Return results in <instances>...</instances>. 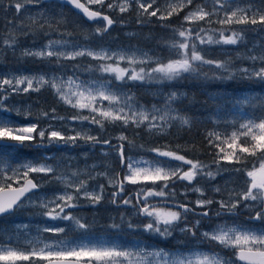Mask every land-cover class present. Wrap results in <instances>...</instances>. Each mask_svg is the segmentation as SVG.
<instances>
[{
	"label": "snow or ice",
	"instance_id": "1",
	"mask_svg": "<svg viewBox=\"0 0 264 264\" xmlns=\"http://www.w3.org/2000/svg\"><path fill=\"white\" fill-rule=\"evenodd\" d=\"M157 3L64 0L87 21L102 20V26L81 32L83 42L48 39L40 47H24L18 60L56 65L58 70L71 66L73 75L0 73V217L32 208L38 209L33 215L45 221L65 222L34 227L16 223L11 229H0V264H264V0H164L163 9ZM92 5L101 10H92ZM105 5L118 16L104 14ZM29 6L45 8L42 0H9L0 9L5 16L9 11L15 14L6 21L12 27L0 33V50L15 54L18 37L34 34L32 25L38 31L47 29V36L69 23L63 12L59 18L43 10L33 16ZM133 11L137 25L155 20L170 33L158 42L161 52L134 45L115 50L93 46L116 24L126 25L122 17ZM181 13H185L181 23L173 26L171 18ZM21 14H27L28 25L14 23ZM249 33L257 38L248 41ZM127 36L135 38L136 33ZM240 46L243 52L233 51ZM214 48L219 50L217 58L211 57ZM85 58L89 63L82 67L77 62ZM77 70L88 72L90 78L81 79ZM189 80L225 92L206 96L205 104L212 111L202 122H210L212 128L203 136L213 157L207 163L181 154L179 145L173 150L168 145L146 148L136 143L144 136L169 137L173 129L191 131L197 121L179 107L187 93L172 87ZM144 85L162 86L151 93L156 102L141 103L132 91ZM44 89L73 114L59 115L56 107L34 114L33 105L39 100L26 107L23 101L19 107L8 103L14 96L30 99ZM13 116L34 122L20 125ZM109 127L119 132L105 138ZM83 147L88 148L80 153L85 167L75 170H69L70 165L61 169L54 155L39 162L13 155L26 148L50 152ZM96 148L104 159L88 165ZM194 148L193 143L183 150ZM133 150L153 155L127 154ZM249 160L250 169L245 166ZM117 162L120 171L114 170ZM222 176L227 179L217 184ZM177 184L183 185L182 191L176 190ZM129 185L136 190L125 195ZM48 186L51 195L42 191ZM189 194L196 199L189 200ZM85 205L96 210L124 207L125 212L118 218L108 216L102 233L96 234V217L90 222L77 211ZM214 219L220 222L213 224ZM170 241H175L171 249L158 246ZM225 251L227 255L222 254Z\"/></svg>",
	"mask_w": 264,
	"mask_h": 264
},
{
	"label": "rangeland",
	"instance_id": "2",
	"mask_svg": "<svg viewBox=\"0 0 264 264\" xmlns=\"http://www.w3.org/2000/svg\"><path fill=\"white\" fill-rule=\"evenodd\" d=\"M85 1V0H84ZM9 0H0V9H2L3 7H5L8 4ZM43 2V1H42ZM200 0L197 1V3H199ZM235 3H244L246 2V0H237L234 1ZM45 4V8L41 9L38 6H29L30 8V14H32L33 16H36L40 11H47L48 15L50 17H55V18H59L58 13L63 12L64 13V17L69 21V23L66 26H62L60 27L56 32H48V35L45 36V34H43V32H40L39 38H40V42L38 44L35 45V47H40L42 46L44 43L47 42L48 39H63V38H67V39H72V40H80L82 41V37H81V32L87 30V31H92L97 27L102 26L103 21L100 20L98 22H88L86 21L83 17H81L80 15H78L77 13H75L71 8L62 5L56 1H49V2H43ZM55 6V7H52ZM93 8L95 7L97 10H101V7L99 5H92ZM156 7H159L161 9H163L164 7V0H158V3L156 5ZM103 12L107 13L108 15L112 16V17H117L118 13L117 12H109L106 5L104 6V8L102 9ZM185 13L182 14V16L180 17L181 21L183 19V15ZM14 12L9 11L7 16L4 15V12L2 10H0V32L6 34L8 29L12 27V25H8L6 24L7 20H12L13 16H14ZM135 12H129L127 13V15L125 16L126 19L125 20L127 23L126 25L122 26L119 25L117 27L116 30V34H118L117 39H109L108 41L104 42L101 41L100 39H97L93 42V46H103V47H110L113 50L117 49L120 46H127V45H134L140 48H143L145 50L148 49H153L156 52H161V47L158 46V42L164 39H168L170 36V33L163 30L160 27H154V25H157V23L155 22V20L153 21L152 24L146 25L144 27H141L139 25L136 24L135 22ZM27 14H21L19 15V18L16 19L14 21V23L16 25H28L29 21L27 20ZM37 18L39 19V17L37 16ZM42 22V20H41ZM33 26H37V25H32ZM38 27V26H37ZM4 28H6V33L3 32ZM27 28V27H26ZM3 30V31H2ZM65 31H69L73 33L72 37H64L61 35V33L65 32ZM132 32V33H136L135 38H129L127 36V33ZM115 34V35H116ZM154 34V35H153ZM120 35H123L124 38H121ZM257 37L254 33H249L247 40L248 41H253L255 40ZM248 47H251V43L248 44ZM214 52H218L219 50L214 48L213 49ZM244 46H240L238 48L233 49L234 52L239 51V52H243ZM6 51H0V73H25V74H31V73H38V72H43V71H49V73L51 74V72H55L56 75H60L63 76L64 78H66L67 76L73 75V69L71 70H58V68L54 69V68H50L48 65L43 66L42 68H37V65H39V62H33L31 60L28 61H24L21 60L22 63L24 62H28L26 63V66L23 67L21 66V62H18V59L15 57V54H13V51L11 50L10 53H8L9 56H5L6 55ZM16 53V51H15ZM10 59H9V58ZM86 59V58H85ZM88 60V59H87ZM33 62V63H32ZM76 75L80 76L81 79H88L89 77H86L84 75H82L81 73H78L76 71L75 73ZM107 78V77H106ZM162 86L159 85H153V86H149V85H144L142 87H135L132 88V91L136 92L138 94V96H140L141 98V103H154L156 102V98L153 97L151 95L152 92L156 91L158 88H160ZM176 89H179L180 91L185 92L183 89H180L179 87H174ZM165 91H167L168 89L165 88ZM14 99V100H12ZM39 100V103L34 104L33 105V113L35 114V112L39 109H44V110H49L52 107H56L57 112L59 115H72L73 111L70 110L71 112H68L66 109H68L66 106H61L56 104L54 96L52 94V92L48 89H44L42 90L39 94L36 93H32L30 99L28 97H22V96H14L10 99L11 104H16L18 107L21 106L20 105V101H23V105L26 107L30 104H32L33 101H37ZM40 104H43V108L40 106ZM87 114V113H85ZM206 118V116L204 117H198L196 119L197 122L202 123V121H204ZM13 119L18 121V123L20 125H24L27 124L29 122H34V121H29V120H25L22 117H17V116H13ZM196 126V124H195ZM194 126V127H195ZM84 127H88L87 124L84 125ZM95 127V126H92ZM175 130V129H173ZM119 132L118 128H113V127H109L107 129V135L110 134L113 137L116 136ZM92 134H96L93 133ZM35 149V148H34ZM37 150V149H36ZM52 150H54V153H49V154H45L43 153L42 158L44 156H48V155H54L57 158V161H60V167L63 166L62 164V160L60 159L59 155L57 154V149L56 148H52ZM64 150H68V149H64ZM62 150V151H64ZM73 153L72 154H77L81 153V151H88L87 147H83L82 149H76V150H71ZM72 154H69L68 156H73ZM128 155H134L136 158H139L140 156H145V157H150L144 154H140V153H135V152H128ZM17 159L20 160H25V159H31L34 161H41L42 158H21V157H17ZM101 158H103L100 154V149L96 148L94 150V154L91 155L90 158L87 159V164L88 165H92L94 163H99L101 161ZM104 159V158H103ZM108 159H112V157H109ZM51 162V161H50ZM80 162V163H79ZM71 164H73V162H70ZM76 167L79 166V168H82L85 166V158L81 156V159L77 158L76 159ZM119 168L118 162L116 164H114V170ZM36 175V174H33ZM227 179V176H222L221 178H218L216 183L217 184H222L223 180ZM239 184V181H238ZM210 187V186H208ZM47 188L50 189L51 192H47L45 189H42L43 192H47L49 195H51L52 193V187L48 186ZM209 195H212V193L209 191ZM217 197V196H216ZM215 197V198H216ZM215 206V205H213ZM28 209H31L32 212H27ZM30 211V210H29ZM38 209H32V208H26L23 211H19L15 214V217H24L26 220V214L29 213V216L27 217L28 219H32V218H38V219H42L41 222H39L38 224H42V223H48V224H60L61 222H52V221H45L44 218L33 215L34 212H37ZM27 212V213H26ZM40 221V220H39ZM214 221V220H213ZM220 221L216 220L214 222H212L213 224L218 223ZM24 223V222H23ZM35 224V223H33ZM31 223V225H33ZM61 226V225H60ZM33 235L35 234V232L32 233ZM224 255H227V251H225L224 253H222Z\"/></svg>",
	"mask_w": 264,
	"mask_h": 264
},
{
	"label": "trees",
	"instance_id": "3",
	"mask_svg": "<svg viewBox=\"0 0 264 264\" xmlns=\"http://www.w3.org/2000/svg\"><path fill=\"white\" fill-rule=\"evenodd\" d=\"M197 1L198 0H196V2ZM182 14L183 13H181L179 17L171 18L170 23L173 26L179 25L181 23L180 17L182 16ZM126 15L127 14H124L122 19H126L125 18ZM119 25L120 24H116L111 29V31L106 36H104L102 40L101 39L100 40L106 42L109 39H117L118 34H116V30H117V27ZM213 26L218 27V25H213ZM154 27H159V25L158 24L154 25ZM32 29H33L34 34L28 35L27 37L19 36L18 39H31L33 41H36V40L40 41V38H39L40 32H43V34H44L45 31H48L47 29H45L44 31H38L37 26H33ZM24 30L28 31V28L25 27ZM5 31H6V28H4L3 32H5ZM120 36H121V38H124L123 35H120ZM211 57L217 58V52L215 53L214 50H212ZM220 58H222V57H220ZM77 63H80L82 65V67H87L89 60L83 59L81 61H78ZM48 66L50 68H54V69L57 68L56 65H48ZM66 69L71 70L72 67L69 66ZM77 72L81 73L82 75H84L86 77L90 76V74L88 72H85L82 70H77ZM149 86H153V85H149ZM172 87H179L180 89H183L185 91V93H187L188 98L184 99L183 103L181 105H179V107L182 108L184 111H186L189 115L195 117V119H197L198 117H201L203 115H204V117L205 116L207 117L210 114V112L212 111L205 104L207 94L218 92V94L221 96L225 95V92L223 90L208 88L206 86L205 82L198 81V80L182 81V82L173 84ZM256 90L258 91L259 89H256ZM227 94L232 95L231 90H229ZM66 110L68 112H71L70 109H66ZM210 128H212V124L210 122H202V123L197 122L196 126L193 127L191 129V131L177 132L176 130H172V135H170L169 137H166V138H162L160 140H153L151 137L144 136L143 138H137L136 143L137 144H144L146 148H151L154 146H160L163 148L165 145H168L173 150H175L177 145H179V146H181V154L186 155L190 159H194V160L198 159V160H202L205 163H207V162L211 161L213 159V157L208 154V150L205 147V141H204L203 133L206 129H210ZM128 134L131 138L132 137L131 130L129 131ZM105 138H107V133L105 134ZM193 143L195 144V148L193 150H191V151H184L183 150L185 147L190 146ZM132 152L144 154V155H147L150 157L153 155L151 153L138 152L135 150H133ZM17 157L18 158L20 157L19 154ZM245 166L250 169L252 167L251 160H249ZM185 168H187V166H185Z\"/></svg>",
	"mask_w": 264,
	"mask_h": 264
},
{
	"label": "flooded vegetation",
	"instance_id": "4",
	"mask_svg": "<svg viewBox=\"0 0 264 264\" xmlns=\"http://www.w3.org/2000/svg\"><path fill=\"white\" fill-rule=\"evenodd\" d=\"M19 41H20V47L16 49V53H15V57L17 59L19 57L20 51L24 47H32V46H35L36 44H38L40 42L39 40L33 41L31 39H19ZM0 51H3V50H0ZM10 51L11 50H7L6 51L7 53H6L5 56H9L8 53H10ZM18 62H21V66H23V67L26 66V63H28V62L22 63L21 60H18ZM46 65L47 64H41V63H39V65H37V68H42L43 66H46ZM12 100H14V99H12ZM8 103L11 104V101L9 100ZM40 106L43 108L44 105L43 104H40ZM94 133H96V132L94 131ZM43 153H45V154H49L50 153L51 154V153H54V150L51 149L50 152H45L44 149H39V150L37 149L36 150L34 148H32V149L26 148V149H24L21 152L14 153L13 155L16 157L19 154V156L21 158H42ZM72 153L73 152L71 150H64V151L61 150V151H57V154L59 155L60 159H61V157H69L68 155L69 154H72ZM72 155L73 156H70V157L73 158L71 161L62 160L63 166L61 167V169H63L66 165H70L71 166L69 170H75L76 168H79V166L76 167L75 164H76V159L77 158L81 159L80 153L77 152V154H72ZM102 159L103 158H101V160ZM70 162H73V164H71ZM84 167H82L80 169H83ZM185 170H186V168H185ZM97 171H103V169L102 168H97ZM115 171H120V167L117 168V169H115ZM33 176L35 177L36 175H33ZM101 182H104V181L101 180ZM197 183L198 184H203L204 182L203 181H197ZM15 186H17V185L16 184H13V187H15ZM205 186L208 187V185H205ZM44 189L47 192H51L50 189L47 188V187H45ZM135 190H136V186L129 185V186H127V192L125 193V195H127L128 193L134 192ZM176 190L178 192L179 191H182L183 190V185L177 184L176 185ZM181 199H183V197H181ZM188 199L194 201L196 199V195L195 194H189ZM216 199H220V196H217ZM154 202L155 201H153V203ZM216 207H217L216 205L213 206V211H215ZM77 211L80 212V213H82V214H84L85 216H87V218L89 219L90 222L93 219V217L95 216L96 217V220H97V223L94 226V232L96 234H101L102 231H103V229H102L101 226L102 225H105V224H107L109 222L108 221V216L111 215V216H116L118 218L120 212H125V208L124 207H121V208H119L117 210V209H115L114 206H108V207L101 206L99 208V210H96V209H93L91 206L85 205L84 207L78 209ZM27 212H32V210L31 209H28ZM15 214L10 215V216L0 217V229H4V228L11 229L14 224H16V223H23V222L24 223H28V224L35 223V224L32 225L34 227V226L38 225V223L41 222V220H42V219H38V218L28 219L27 217L29 216V213L26 214V220H25L24 217H20V216L18 218L15 217ZM240 219L243 220L244 219V216L242 215L240 217ZM214 221H216V220L214 219ZM214 221H212V222H214ZM64 223L65 222H61L59 225L63 226ZM205 227H207V224H205ZM178 238H180V237L178 236ZM174 244H175V241H170L168 243H161L158 246L161 247V248L171 249ZM203 247L205 249H207V245H204Z\"/></svg>",
	"mask_w": 264,
	"mask_h": 264
},
{
	"label": "water",
	"instance_id": "5",
	"mask_svg": "<svg viewBox=\"0 0 264 264\" xmlns=\"http://www.w3.org/2000/svg\"><path fill=\"white\" fill-rule=\"evenodd\" d=\"M42 1H43V2L56 1V2H58V3H60V4H62V5H65V6L69 7V8H71L75 13H77L78 15H80L81 17H83L82 14L78 12V10H75V9H73L71 6L64 4V0H42ZM234 1H237V0H234ZM81 2L83 3V2H85V1H84V0H81ZM91 9H92V10H97V9H95V8H92V7H91ZM104 14H107V13L104 12ZM83 18H84V17H83ZM84 19L86 20V18H84ZM86 21H87V20H86ZM88 22H89V21H88ZM15 187H16V186H15Z\"/></svg>",
	"mask_w": 264,
	"mask_h": 264
},
{
	"label": "bare ground",
	"instance_id": "6",
	"mask_svg": "<svg viewBox=\"0 0 264 264\" xmlns=\"http://www.w3.org/2000/svg\"><path fill=\"white\" fill-rule=\"evenodd\" d=\"M95 8V7H94ZM96 9V8H95ZM154 35V34H153ZM67 70V69H66ZM141 99V98H140Z\"/></svg>",
	"mask_w": 264,
	"mask_h": 264
}]
</instances>
